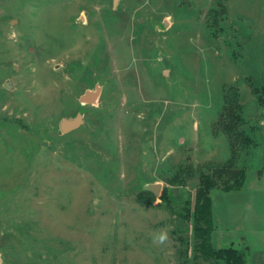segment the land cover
Listing matches in <instances>:
<instances>
[{
  "label": "rangeland",
  "instance_id": "rangeland-1",
  "mask_svg": "<svg viewBox=\"0 0 264 264\" xmlns=\"http://www.w3.org/2000/svg\"><path fill=\"white\" fill-rule=\"evenodd\" d=\"M230 87L255 143L212 239L264 264V0H0V264H212L181 215L232 157Z\"/></svg>",
  "mask_w": 264,
  "mask_h": 264
},
{
  "label": "trees",
  "instance_id": "trees-1",
  "mask_svg": "<svg viewBox=\"0 0 264 264\" xmlns=\"http://www.w3.org/2000/svg\"><path fill=\"white\" fill-rule=\"evenodd\" d=\"M254 93L258 96L259 103L264 104V90L255 89ZM241 111L240 92L237 88L230 87L225 93L221 121L224 123L225 133L230 142L232 157L209 173L201 172L194 203L189 202L181 215L183 220L193 223L194 259L196 261L201 258L212 264H248L245 252L233 247L215 248L212 239L214 232L212 192L214 190L229 192L243 188L247 173L245 168L237 166V159L246 147L255 143L243 129ZM177 180L174 179L172 183ZM144 192L156 196L151 191L144 190Z\"/></svg>",
  "mask_w": 264,
  "mask_h": 264
},
{
  "label": "water",
  "instance_id": "water-1",
  "mask_svg": "<svg viewBox=\"0 0 264 264\" xmlns=\"http://www.w3.org/2000/svg\"><path fill=\"white\" fill-rule=\"evenodd\" d=\"M9 81L5 83V87L8 89H12V86L10 85ZM101 94V90L99 87L95 88V91H87L85 95L81 98L82 103H91L94 104L99 95ZM83 115L81 113L77 114L75 117H67L64 118L60 123V129L64 134L70 133L77 128H79L81 125H83ZM161 184H148L145 186V190L153 192L156 196L160 195L161 192Z\"/></svg>",
  "mask_w": 264,
  "mask_h": 264
},
{
  "label": "clouds",
  "instance_id": "clouds-1",
  "mask_svg": "<svg viewBox=\"0 0 264 264\" xmlns=\"http://www.w3.org/2000/svg\"><path fill=\"white\" fill-rule=\"evenodd\" d=\"M165 239H166V236H165V235H161V236L159 237L160 242H163Z\"/></svg>",
  "mask_w": 264,
  "mask_h": 264
}]
</instances>
